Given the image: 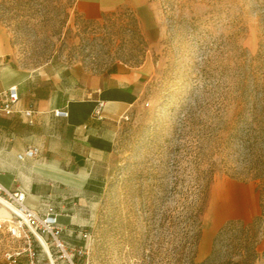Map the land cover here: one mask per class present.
I'll return each mask as SVG.
<instances>
[{
	"label": "rangeland",
	"instance_id": "374dc122",
	"mask_svg": "<svg viewBox=\"0 0 264 264\" xmlns=\"http://www.w3.org/2000/svg\"><path fill=\"white\" fill-rule=\"evenodd\" d=\"M147 1L149 29L131 6L91 20L77 0H0L21 68L153 66L122 119L101 195L78 206L89 237L76 264H173L210 181L197 244L183 254L201 262L223 226L250 222L264 201V0ZM257 233L264 264V218ZM21 244L0 229V264Z\"/></svg>",
	"mask_w": 264,
	"mask_h": 264
},
{
	"label": "crops",
	"instance_id": "0c3cea01",
	"mask_svg": "<svg viewBox=\"0 0 264 264\" xmlns=\"http://www.w3.org/2000/svg\"><path fill=\"white\" fill-rule=\"evenodd\" d=\"M77 6L91 20L131 6L145 29L154 26L153 6L147 0H77ZM9 56L8 34L0 25V102L12 85L19 90L14 111H0V186L24 192L27 206L39 213L53 205L63 241L77 247L83 230L78 206L88 208L101 195L122 119L139 102L153 66L144 61L105 72L52 65L27 70ZM99 102L104 105L97 116ZM57 109L68 115L57 116ZM32 146L39 154L19 160L17 155ZM8 213L0 205V219ZM41 242L35 243L41 264H68L48 236ZM18 264H27L25 255Z\"/></svg>",
	"mask_w": 264,
	"mask_h": 264
},
{
	"label": "built area",
	"instance_id": "2783aa9c",
	"mask_svg": "<svg viewBox=\"0 0 264 264\" xmlns=\"http://www.w3.org/2000/svg\"><path fill=\"white\" fill-rule=\"evenodd\" d=\"M19 99V90L16 85H12L0 102V111L10 114L14 111V104ZM104 103L99 102L95 114L99 116ZM29 114V112H26ZM57 116L68 115L64 109L55 110ZM38 147H28L25 151L17 155L18 159L24 161L39 154ZM0 190L6 194V199L15 207L12 213V221L0 219V229L6 228L10 237L22 243L21 245L10 248L4 253L5 264H18L20 258L25 255L27 264H41L38 252L35 247L36 242H41L39 235L43 238L48 236L61 259H65L68 264H76L73 260V252L82 254V248L68 247L62 239L63 227L59 223V213L53 205H48L44 213L30 208L26 204V194L22 191H7L0 186ZM80 236L84 239L89 234L81 230Z\"/></svg>",
	"mask_w": 264,
	"mask_h": 264
},
{
	"label": "trees",
	"instance_id": "16d2710c",
	"mask_svg": "<svg viewBox=\"0 0 264 264\" xmlns=\"http://www.w3.org/2000/svg\"><path fill=\"white\" fill-rule=\"evenodd\" d=\"M210 184L208 181L202 186L188 209L184 244L182 248L176 249L173 264H255L258 259L257 232L264 218V201L261 203L259 215L250 222L232 221L223 226L214 236L211 251L203 261L196 262L193 256H183L187 246L193 249L197 244Z\"/></svg>",
	"mask_w": 264,
	"mask_h": 264
},
{
	"label": "bare ground",
	"instance_id": "6f19581e",
	"mask_svg": "<svg viewBox=\"0 0 264 264\" xmlns=\"http://www.w3.org/2000/svg\"><path fill=\"white\" fill-rule=\"evenodd\" d=\"M0 203L5 207V209H7V211L9 212L7 216H5L4 218L2 219H6V220H10L12 221V218H11V214L13 213V211H15V207L7 200L5 199L4 197H2L0 195ZM9 218V219H7ZM40 241L41 239H43L40 235L38 236ZM44 242V241H43ZM42 243V242H41ZM45 244V242H44ZM46 245V244H45Z\"/></svg>",
	"mask_w": 264,
	"mask_h": 264
}]
</instances>
